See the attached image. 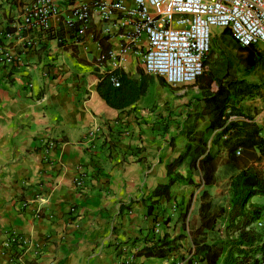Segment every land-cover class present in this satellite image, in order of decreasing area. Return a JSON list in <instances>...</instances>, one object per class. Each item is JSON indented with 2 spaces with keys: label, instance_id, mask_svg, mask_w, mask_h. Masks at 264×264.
<instances>
[{
  "label": "crops",
  "instance_id": "crops-1",
  "mask_svg": "<svg viewBox=\"0 0 264 264\" xmlns=\"http://www.w3.org/2000/svg\"><path fill=\"white\" fill-rule=\"evenodd\" d=\"M33 1L0 0V45L13 57L0 64V264H195V251L187 257L188 233L199 223L201 174L190 167L191 152L170 174L167 167L206 131L202 99L216 91L215 82L208 89L199 77L173 87L146 74L140 54L147 39L129 45L133 27L119 15L109 23L93 15L80 42L68 34L62 45L47 39V32L65 29L74 7L94 0H65L47 32L19 35ZM123 47L125 55L110 58ZM114 70L140 86L125 110L110 108L97 93L102 76ZM242 102L243 116L230 120L254 124L264 138L257 119L264 121V101L255 117ZM170 179L169 201L153 197ZM168 215L165 225L161 216ZM152 233L175 247L167 257L137 254Z\"/></svg>",
  "mask_w": 264,
  "mask_h": 264
},
{
  "label": "trees",
  "instance_id": "trees-1",
  "mask_svg": "<svg viewBox=\"0 0 264 264\" xmlns=\"http://www.w3.org/2000/svg\"><path fill=\"white\" fill-rule=\"evenodd\" d=\"M57 32H47V39H56L62 45L63 36L68 34L72 42H80L75 31L64 25ZM236 50L243 55V65L248 71L264 66V57L257 47H240ZM204 61L208 66L209 56ZM115 77L119 87H114L111 78ZM207 88L215 82L216 91L203 95L204 113L209 117L206 131L194 139L191 150L187 146L185 154L168 165V174L180 166L191 152L190 167L201 174V183L197 186L199 223L194 230L193 244L200 251L194 253L196 261L206 264H264V231L255 230L252 224L264 217V206L253 203L256 197L264 199V138L261 130L254 124L230 120L243 116L239 104L253 93V87L235 81H224L211 74L201 76ZM164 82V81H163ZM97 93L107 106L114 110H125L133 105L140 96V86L119 70L106 73L97 85ZM211 138V140H210ZM210 140V142H209ZM224 157V166L228 175V198L225 205L213 201V189L217 182V170ZM175 182L170 179L166 186L158 187L153 197L164 196L169 201V188ZM154 203L147 204V215H154ZM174 207L180 211L177 205ZM187 211L182 215L186 217ZM156 217V216H155ZM165 218V219H164ZM166 225L171 216H161ZM210 236V240L207 237ZM145 245L138 255L165 258L174 249L163 237L152 233L142 240ZM189 264H192L189 262ZM195 264H198L195 262Z\"/></svg>",
  "mask_w": 264,
  "mask_h": 264
},
{
  "label": "built area",
  "instance_id": "built-area-1",
  "mask_svg": "<svg viewBox=\"0 0 264 264\" xmlns=\"http://www.w3.org/2000/svg\"><path fill=\"white\" fill-rule=\"evenodd\" d=\"M64 2L34 0L25 10L23 28L18 34L22 31L47 32L50 19L61 13ZM93 15L107 23L119 15L123 26L133 27L132 34L127 37L129 45L141 36L146 37V50L140 54L145 73L157 76L173 87L192 84L203 75L214 29L228 31L240 47L264 48V0H94L91 4L74 7L64 25L75 28L77 37H82ZM10 36L5 35L6 38ZM27 44L31 43L27 41ZM128 50L129 47H123L117 55L111 53L109 56L120 59ZM12 62L13 57L0 45V64ZM111 82L114 87H119L115 77ZM261 116L264 119V105ZM97 131L98 127L93 128L88 137L92 138ZM252 227L264 231V217ZM158 232L160 227L156 224L154 233ZM15 241V237L11 238L8 246ZM174 264L186 263L177 261Z\"/></svg>",
  "mask_w": 264,
  "mask_h": 264
},
{
  "label": "rangeland",
  "instance_id": "rangeland-1",
  "mask_svg": "<svg viewBox=\"0 0 264 264\" xmlns=\"http://www.w3.org/2000/svg\"><path fill=\"white\" fill-rule=\"evenodd\" d=\"M218 31V30H216ZM262 57H264V48L260 46L258 48ZM243 55H241L235 48L233 40L229 33L219 34L218 32L213 33L211 41V54L209 56L208 66L204 69V75L211 74L215 78L224 81H235L243 84H249L253 87V93L244 98L242 104L248 113H253V117L259 113V105L264 101V66H258L256 69L248 71L243 65ZM214 89L216 86L213 85ZM258 119V125L263 128L264 135V121L260 117ZM224 157H222L221 164L218 166L217 184L213 189V201L219 205H225L228 198V180L226 168L224 166ZM260 169H264V162L259 166ZM251 201H258L259 205L264 206V199ZM193 231H189L190 242L188 243L189 249L187 250L188 255L195 251L200 254V251L195 248L193 240H199L200 238H194ZM210 240V236L207 237ZM194 252V253H195ZM184 261V259H183ZM199 264V261H196ZM186 264H189L187 261Z\"/></svg>",
  "mask_w": 264,
  "mask_h": 264
}]
</instances>
